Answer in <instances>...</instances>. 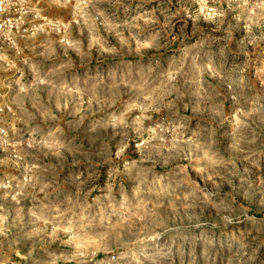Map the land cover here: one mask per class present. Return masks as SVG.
<instances>
[{
    "label": "rangeland",
    "instance_id": "1",
    "mask_svg": "<svg viewBox=\"0 0 264 264\" xmlns=\"http://www.w3.org/2000/svg\"><path fill=\"white\" fill-rule=\"evenodd\" d=\"M0 264H264V0H0Z\"/></svg>",
    "mask_w": 264,
    "mask_h": 264
},
{
    "label": "built area",
    "instance_id": "2",
    "mask_svg": "<svg viewBox=\"0 0 264 264\" xmlns=\"http://www.w3.org/2000/svg\"><path fill=\"white\" fill-rule=\"evenodd\" d=\"M4 39L7 40V43L6 44L9 46L8 47L9 49H13L14 51L17 49L13 37L10 39V38H7L6 35H5Z\"/></svg>",
    "mask_w": 264,
    "mask_h": 264
}]
</instances>
